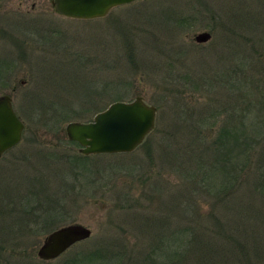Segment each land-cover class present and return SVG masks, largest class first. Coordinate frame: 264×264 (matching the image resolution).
<instances>
[{"label": "rangeland", "instance_id": "1", "mask_svg": "<svg viewBox=\"0 0 264 264\" xmlns=\"http://www.w3.org/2000/svg\"><path fill=\"white\" fill-rule=\"evenodd\" d=\"M201 31L211 38L196 43ZM224 69L233 83L226 81ZM243 73L240 80L250 75L264 89V0H139L92 20L58 15L50 0H0V95L11 97L25 124L20 142L0 157V235H5L0 264H23L26 253L33 264H58L97 245L112 251L100 264H156L158 236L146 247L138 216L142 223L151 212L172 220L176 212L192 216L193 198L204 211L212 207L214 198L192 193L181 151L189 137L220 138L221 121L251 123L259 116L248 112L235 118L248 96L259 98L258 90L246 96L236 78ZM137 96L156 111L152 131L132 152L83 155L67 138L68 122L92 120L113 101ZM228 135L217 148L220 161L246 146L237 130ZM33 147L44 157L68 155L70 161L51 156V165L39 163ZM56 163L65 177L53 176L49 187L33 183ZM63 181L72 186L53 188ZM45 193L65 198L66 218L44 227L28 224L33 219L19 222L26 205L33 208L35 195ZM243 194H236L239 204L262 207ZM36 210L47 212L41 206ZM214 212L222 213V206ZM69 223L85 225L91 236L56 259L39 260L43 237Z\"/></svg>", "mask_w": 264, "mask_h": 264}, {"label": "trees", "instance_id": "2", "mask_svg": "<svg viewBox=\"0 0 264 264\" xmlns=\"http://www.w3.org/2000/svg\"><path fill=\"white\" fill-rule=\"evenodd\" d=\"M246 24L243 22V25ZM224 70L226 81L233 83L231 73L227 69ZM243 76L244 73L240 76L238 74L236 78L240 80ZM240 81L242 86H245L242 89L247 92L246 96H251V91L258 90L256 96L259 98L252 100L248 96L249 99L243 103L240 112L235 110V118H242L248 112L259 116L255 117L251 123L245 122L244 119L232 122L221 121L220 138H210L206 135L189 137V143L181 151L186 156L182 169L186 181L192 188V193L202 195L203 198H214L212 207L204 211L205 209L196 203V198H193L192 203L197 205V211L192 216L176 212L172 220L171 216L166 217L163 214L159 216L158 213L151 212L146 214L143 223L138 216V230L143 232V237L147 240V243H144L145 246H149V239L156 240L158 236L157 241L161 247L156 264H191V261L194 264H264V89L259 88L258 83L253 84V78L250 75ZM204 123L206 122L202 124ZM233 129L241 134L238 136L239 143L242 139L246 146L231 160L220 161L218 159L220 154L217 153L218 145L230 140L228 134ZM199 133L202 131L199 130ZM250 140L252 143H249ZM34 152L39 154L36 160L39 163H41L40 160H47L48 165H51L55 162L51 156L59 161L63 160L65 164L70 161L68 155L47 156L46 154L44 157L39 147H33V154ZM178 157L180 159V154L175 158ZM173 159L170 158L169 162L173 163ZM226 168H228L227 171H225ZM40 172L43 176L45 175V178L37 182L35 179L33 183L37 185L48 186L53 176L65 177V172L59 163L51 168L47 166L45 172ZM71 186L68 181H63L54 185L53 188L61 190ZM240 190L245 193L243 197L251 198L257 202V207L261 205L262 207L256 208L251 201L239 204L240 198L236 194ZM233 191L236 193L232 194ZM36 196L38 195L34 198L36 205L33 208L26 205L28 209H25L19 222H23L22 218L33 219L28 224L40 225L41 223L44 227L68 215L67 211H62L65 198H52L49 193H45L42 197ZM39 206L47 212L38 214L36 209ZM218 206L223 208L220 214L214 212ZM235 206L242 207L235 208ZM187 208H191V205L188 204ZM8 217L17 219L18 215L10 214ZM0 236L5 237V235ZM147 252H150L149 248ZM110 253L112 254V251L106 246L97 245L89 250L77 252L74 256H66L58 261V264H100L101 261L111 259ZM21 257L24 260L23 264H33L29 261L28 253Z\"/></svg>", "mask_w": 264, "mask_h": 264}, {"label": "water", "instance_id": "3", "mask_svg": "<svg viewBox=\"0 0 264 264\" xmlns=\"http://www.w3.org/2000/svg\"><path fill=\"white\" fill-rule=\"evenodd\" d=\"M138 0H50L54 12L63 17L92 20L105 17L112 8ZM208 31L195 34L196 43L207 42ZM155 107L140 96L131 101H114L94 114L91 121H70L65 126L66 136L80 145L83 155L129 153L135 150L152 131ZM25 128L12 107L8 94L0 95V157L15 147ZM91 236L90 228L80 223H69L48 232L36 250L42 261L58 258L74 244Z\"/></svg>", "mask_w": 264, "mask_h": 264}]
</instances>
